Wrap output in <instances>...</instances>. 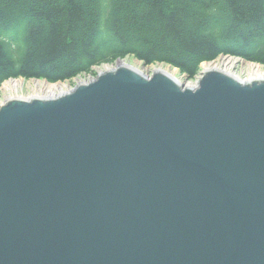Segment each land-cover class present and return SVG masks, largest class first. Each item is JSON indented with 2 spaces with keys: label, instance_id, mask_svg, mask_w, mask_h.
I'll use <instances>...</instances> for the list:
<instances>
[{
  "label": "water",
  "instance_id": "95a60500",
  "mask_svg": "<svg viewBox=\"0 0 264 264\" xmlns=\"http://www.w3.org/2000/svg\"><path fill=\"white\" fill-rule=\"evenodd\" d=\"M120 61L0 104V264H264V79Z\"/></svg>",
  "mask_w": 264,
  "mask_h": 264
},
{
  "label": "trees",
  "instance_id": "16d2710c",
  "mask_svg": "<svg viewBox=\"0 0 264 264\" xmlns=\"http://www.w3.org/2000/svg\"><path fill=\"white\" fill-rule=\"evenodd\" d=\"M222 55L264 65V0H0V86L128 56L193 79Z\"/></svg>",
  "mask_w": 264,
  "mask_h": 264
},
{
  "label": "rangeland",
  "instance_id": "374dc122",
  "mask_svg": "<svg viewBox=\"0 0 264 264\" xmlns=\"http://www.w3.org/2000/svg\"><path fill=\"white\" fill-rule=\"evenodd\" d=\"M123 60L129 62L130 64L139 67L143 72L147 75H151L154 72V68L158 66H163L165 68H169L171 70L175 69V73L177 77L180 78V80L187 85H195L196 82L199 80V78L202 75V71L205 70V65L206 63L202 64V68L200 73L193 79H190L187 75L182 74L178 68H174L170 65L159 63V64H150L146 65L142 61L138 60L137 58L134 57H126ZM216 61H219L223 63V66H225L226 70L230 72L231 74L236 75L238 78L246 80L249 79L250 73L252 71L251 64H257L260 66L261 70L264 71V65L256 63V62H251L245 59H242L240 57L236 56H231V55H222ZM115 66V63L111 64H103L101 66H96L94 67V71L96 74L100 73L102 70L106 68V66ZM97 75L94 74H86V75H79L75 77L71 81H59L55 83H61L64 86L65 91L71 89L74 87L77 83L80 81H89L93 77H96ZM10 80H15L17 81V85L12 87V84H10L9 87H5V83L10 81ZM45 83H51L48 82L44 79H25L23 77H18V78H10L6 81H4L1 86H0V103L4 102L6 99L10 97H23V98H29L32 97L36 94H39L38 96H44V93L42 92V89L44 88Z\"/></svg>",
  "mask_w": 264,
  "mask_h": 264
},
{
  "label": "bare ground",
  "instance_id": "6f19581e",
  "mask_svg": "<svg viewBox=\"0 0 264 264\" xmlns=\"http://www.w3.org/2000/svg\"><path fill=\"white\" fill-rule=\"evenodd\" d=\"M118 64H121V65H129V66L137 69L138 71L144 73L143 70H141L139 67L134 66V65L130 64L129 62L123 60V59ZM115 66H109V65H107L106 68L104 70H102L101 72L106 71V70H110V69L114 68ZM251 67L253 69H252V71L250 73V77H249V79H246V80L264 79V71L261 70V68H260L259 65H257V64H251ZM205 69H221V70L227 71L226 68H225V66H223V63H221L219 61H216V60L215 61H212V62L206 63ZM154 71L165 72V73H167V74L175 77L181 83H183L180 80V78L177 77V75L175 73V69L174 70H171V69L165 68L163 66H158V67H155L154 68ZM10 84H12V87H14V86L17 85V81L10 80V81L6 82L4 86L10 88V86H9ZM42 92L44 93V96H55V95H58V94H60L62 92H65V89H64L63 84H61V83H47V84L45 83L44 88L42 89ZM38 95L39 94H36L34 96H38ZM15 97H19V96L17 95Z\"/></svg>",
  "mask_w": 264,
  "mask_h": 264
}]
</instances>
